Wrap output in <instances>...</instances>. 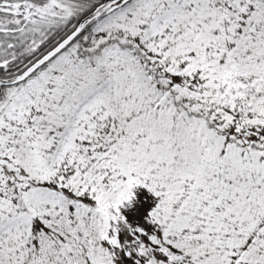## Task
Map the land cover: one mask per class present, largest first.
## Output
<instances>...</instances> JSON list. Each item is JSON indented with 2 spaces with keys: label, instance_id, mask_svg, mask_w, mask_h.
Listing matches in <instances>:
<instances>
[{
  "label": "snow or ice",
  "instance_id": "obj_1",
  "mask_svg": "<svg viewBox=\"0 0 264 264\" xmlns=\"http://www.w3.org/2000/svg\"><path fill=\"white\" fill-rule=\"evenodd\" d=\"M0 264H264V0H0Z\"/></svg>",
  "mask_w": 264,
  "mask_h": 264
}]
</instances>
